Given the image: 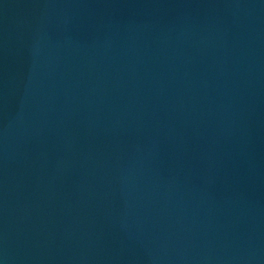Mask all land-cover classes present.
Here are the masks:
<instances>
[{"label": "water", "instance_id": "95a60500", "mask_svg": "<svg viewBox=\"0 0 264 264\" xmlns=\"http://www.w3.org/2000/svg\"><path fill=\"white\" fill-rule=\"evenodd\" d=\"M0 264H264V0H0Z\"/></svg>", "mask_w": 264, "mask_h": 264}]
</instances>
